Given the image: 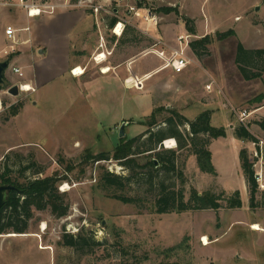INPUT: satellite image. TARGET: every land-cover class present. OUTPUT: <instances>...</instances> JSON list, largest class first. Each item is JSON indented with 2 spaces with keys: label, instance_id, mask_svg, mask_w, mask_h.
Instances as JSON below:
<instances>
[{
  "label": "rangeland",
  "instance_id": "rangeland-1",
  "mask_svg": "<svg viewBox=\"0 0 264 264\" xmlns=\"http://www.w3.org/2000/svg\"><path fill=\"white\" fill-rule=\"evenodd\" d=\"M0 2L9 4L0 5V50H3L7 43L1 34L8 25L14 28L29 25L33 33L38 27L37 19L27 21L24 8L10 6L19 0ZM169 2H175L172 5L177 6V11L170 14L158 11L156 26L133 18L125 5L115 3L108 8L109 15L103 12L97 19V30L100 27L97 53H83L85 68L94 72L93 76L97 71L103 73V65L98 66L96 61L102 49L113 64L124 62L128 67L130 62L129 68H144L143 71L159 65L144 75L134 72L135 83L130 80V90L110 76L87 81L88 76L75 81L70 76L59 75L36 93L20 92L13 96L8 93L9 89L24 83L11 80L18 78L11 77L8 69L5 89H0L3 102L0 158L5 161L0 174L8 167L10 177L20 182L57 175L62 179L58 190L66 194L65 203L70 210L62 219L53 217L50 210L34 211L29 232L22 234L25 236H0V260L15 264H133L134 261H140L139 264H264V230L256 232L251 228L256 223L264 229V197L258 191L255 208L250 206L237 156L239 147L238 152L244 150L252 162V142L237 140L233 135L235 129L244 127L256 139L264 141V73L260 79L247 81L236 64L239 43L251 50L264 49V0H164L159 3V9L169 6ZM115 17L125 23L124 32L128 33L124 41L106 28ZM187 26L193 27L196 34L188 32ZM229 30H234L235 36L219 40L218 34ZM181 36L190 37V43L207 37L208 52L200 50L203 54L198 58L189 47L187 54L194 64L183 73L174 74L175 80L166 79L164 70L169 50L165 45L178 48ZM20 39L21 36L17 54L5 59L11 60V66L15 57L21 55L23 41ZM154 48L157 49L148 53ZM132 60L137 61L131 64ZM155 71L161 72L152 74ZM212 80L217 86L210 94L205 86ZM217 89L223 94H218ZM13 106L21 107L15 117L11 116ZM204 109L215 113L211 124L224 128L227 137L214 144L217 177L202 173L188 150L180 151L178 163L186 180V198L192 188L227 194L239 191L242 208L160 215L154 208L156 191H149L148 186L132 184L123 191L103 190L99 182L105 170L122 177L131 172L117 160L94 162L85 160L88 155H114L121 141L143 133L151 123H156V128L163 127L171 112L176 111L192 121ZM233 109L248 111L251 116L240 123ZM124 123L127 124L125 136L120 138ZM179 131L185 139L189 127L181 126ZM151 160L144 155L137 158L142 165ZM32 162L37 167L23 176L21 167ZM37 169L43 173L34 175ZM170 183L181 188L176 176L170 178ZM114 195L139 198L141 203L125 204L113 198ZM83 231L87 236L93 233L97 241H107L106 247L93 253H79L63 245L65 234L77 236ZM203 235L210 240L207 246L201 242ZM117 239L129 248L127 256L114 248Z\"/></svg>",
  "mask_w": 264,
  "mask_h": 264
},
{
  "label": "trees",
  "instance_id": "trees-1",
  "mask_svg": "<svg viewBox=\"0 0 264 264\" xmlns=\"http://www.w3.org/2000/svg\"><path fill=\"white\" fill-rule=\"evenodd\" d=\"M158 11L170 14L171 12H175L176 9L161 7ZM116 22L117 18H114L110 23V27L114 26ZM188 32L196 34V30L193 27H188ZM127 33V31L124 32L120 39L121 41L125 40ZM232 36H235L234 30L218 34V38L221 41ZM208 44V38L205 37L191 42L190 48L195 56L200 58L203 54L200 50L207 53ZM236 64L245 80L251 81L262 78L264 73V49L251 50L239 43L236 51ZM261 64H263V67L260 69L259 66ZM0 89H5V86H0ZM20 108V106L11 107V116H17ZM211 119V111L200 113L192 121L182 114L173 111L171 112V116L165 118L163 121V127L156 128V123H151L150 128L145 133L128 141H121L120 145L116 147L114 155L105 153L97 156L88 155L85 160L102 162L114 159L119 161L125 170L131 172V175L122 177L105 170L99 182L103 190L106 192L111 189L123 191L127 186L132 184L148 186L149 191H156L154 208L155 212L160 215L182 214L204 210L218 212L221 209H239L243 206L239 191L231 194L223 191L216 193L212 190L200 193L195 188H192L189 197L186 198L185 195L184 186L186 185V180L183 173L179 170L178 163L180 151L188 150V154L196 158L198 169L202 173L217 176L216 168L212 162L210 146L213 140L225 138L226 130L224 128L213 127ZM181 126L189 127L188 136L185 139L182 138L179 131ZM169 136L177 139V150L162 149V143ZM235 136L237 139L243 141L252 142L256 140L254 135L244 127L235 129ZM142 155L153 158V160L142 165L137 161V158ZM239 158L248 189L250 206L255 208L256 195L259 190L254 180L252 165L244 150L240 151ZM35 167H37V163L32 162L27 164V166L21 167L20 171L24 176L26 171ZM10 173L11 170L6 167L5 172L0 174V186L12 185L16 188L10 192L6 205L0 211V236L5 234H27L30 222L35 217L34 211L44 212L50 210L52 216L56 219L68 216L70 207L65 203L66 194L60 193L58 190V184L62 179L57 175L46 178H28L24 182H20L13 180L10 177ZM42 173L43 170L37 169L34 175ZM173 176L179 179L181 188H177L175 184L170 183V178ZM262 196L264 197V193H262ZM113 198L125 204L141 203V199L139 198L134 199L117 195H114ZM62 243L65 247L79 253H93L95 249H101L107 245V241H97L93 233L87 236L84 231L77 236L65 234ZM116 247L124 256L129 254L127 251L129 248L123 245L121 239L116 240L114 248ZM139 263L141 262H133V264Z\"/></svg>",
  "mask_w": 264,
  "mask_h": 264
},
{
  "label": "crops",
  "instance_id": "crops-1",
  "mask_svg": "<svg viewBox=\"0 0 264 264\" xmlns=\"http://www.w3.org/2000/svg\"><path fill=\"white\" fill-rule=\"evenodd\" d=\"M176 3H177L176 5L181 6L180 2H176ZM172 4H175V2H169V6H167V7L175 9V7H177V6L173 7ZM17 5H18V3L11 4L10 6H17ZM18 7H20V6H18ZM25 12H26V10H25ZM99 17L100 16H95L90 12L87 13L86 11H79V12H75V13H69V12L59 13L58 12L52 16H43L40 18L30 19V18H28L27 12H26L27 21L30 22L31 20L37 19L36 24H37L38 28L35 30L34 33L32 32V30H30L29 25L27 27H23V28L22 27L21 28H15V29L20 31L18 33V34H20V35H18V37L21 36L20 40L23 41V43L21 46V48H22L21 55L15 57L14 61L12 62V64H13L12 66L21 68L25 74V77L20 79L19 77L15 76L11 73L10 74L11 77L15 76L18 78V79L16 78L17 81L12 79V78H11V80H13L17 83L20 81L24 84L31 85L33 88L36 89V91H35V93H36V92H38V89L40 87L51 82L54 79V77H57L59 75L68 76V77L70 76L75 81L76 80L78 81V79H82V78L86 79V77H88V76H90V77H88L87 81L96 80L100 77L106 78V77L110 76V77H113L114 80H116L118 85L119 84L121 86L123 85L126 88V90H130L132 82L135 83V81L133 80L134 72L140 76L141 74L144 75V74L150 73L151 71H153L154 69L159 67V65H158L157 67L152 68V69H147V70L145 69V71H143L144 68H139V67L131 69V68H129L130 62H129V64H127L128 67H125L124 62L113 64V63H110L108 61V57H107V59L104 62L97 63V64H99L98 66L103 65L102 69L105 67L110 68V71L108 72V74L107 73H99L97 71L95 73V75L93 76L94 72L93 73L88 72L87 69L85 68L86 66H85V62H84L83 53L86 52V53H89L90 55H92L93 53H97L96 52L98 49L97 44L99 42L97 34L99 32L100 27H98V30H97V27H96L97 23L96 22H98L97 19H99ZM111 22H112V20H111ZM110 23L108 25H106V28H108V29H110V31H112L114 29L115 25L117 24V22L112 27H110ZM88 24H91V25H89V27H88ZM9 26L10 25H8L7 27H9ZM26 28H29V31H26L27 30ZM154 36H156V35H154ZM1 38L3 41H6L7 45L3 48V50H0V56L5 57L4 59H0V63L8 61L9 62V70H10V68H11L10 61L11 60L10 59L5 60L6 56L4 54V51L9 46V41L7 40L5 31L3 34H1ZM91 42H93V44ZM166 46H167L166 48H173L174 47V46L170 47L168 45H166ZM155 49H157V48H154V49L148 51V53L152 52ZM102 51L103 52H101V53H105L106 56H108L105 49H102ZM148 53H146V54H148ZM168 55H169V53L167 54V57H168ZM137 60H132L131 64H134ZM77 68H82L83 70H85V73L79 77L74 76L73 71ZM145 68H147V67H145ZM159 72H161V71H155L152 74L159 73ZM164 72H166L165 73L166 79L167 78H171V79L173 78V80L176 79V77H175L174 73H172L173 71L169 65L166 66V69L164 70ZM27 74H28V79H27ZM130 80H133V81L130 83ZM167 86H170V84H168ZM205 89H206V86H205ZM207 93H209V92H207ZM212 93H210V94H212ZM217 93L220 94L219 92H217ZM222 94L223 93H221V95ZM204 111H210V110H208V109L202 110V112H204ZM213 114H215V113L212 112V116H213ZM211 122H212V119H211ZM146 131H144L143 133H145ZM125 132H126V130H125ZM143 133H141V134H143ZM233 135L236 138L235 131H234ZM134 137H136V136H134ZM226 137H227V132H226ZM225 138H218V139H225ZM218 139L213 140V142L210 146V150L212 152V162L216 168V171H218V168H217V163H216L214 144ZM167 140H171V139L167 138L165 141H167ZM172 140L176 141V143H177L176 139H172ZM237 140H239V139H237ZM164 148H166V147H164ZM177 148H178V143H177V147L173 150H176ZM166 149H168V148H166ZM238 149H239V147H238ZM238 149H237L238 164L241 168V163H240V158H239L240 152H238ZM168 150H172V149H168ZM246 188H247V185H246ZM200 193H202V192H200ZM247 193H248V189H247ZM252 225H254V224H252ZM262 230H264V229L262 228ZM19 236L22 237L25 235H18V237ZM203 236H206V235H203ZM0 264H15V263H13L12 261H8V260H0Z\"/></svg>",
  "mask_w": 264,
  "mask_h": 264
},
{
  "label": "built area",
  "instance_id": "built-area-1",
  "mask_svg": "<svg viewBox=\"0 0 264 264\" xmlns=\"http://www.w3.org/2000/svg\"><path fill=\"white\" fill-rule=\"evenodd\" d=\"M163 0H35V2H28V0H19L17 6L24 8L27 12V16L30 19L40 18L43 16H52L60 11H68V10H81L90 12L95 16H101L104 12L106 15L110 14L108 8H110L114 3L118 6L125 5L129 9V14H133V18H137L138 20L149 22L150 24H154L155 26L158 23L157 17V9H159L158 5ZM135 3V4H133ZM0 5H9L7 3L0 2ZM144 19V20H143ZM121 28V35H117L118 28ZM27 29V30H26ZM26 31H29V28H26ZM125 23L122 19L117 20V24L115 25L112 32L121 37L124 34ZM20 31L15 29L12 26H9L5 30V34L7 40L9 41L8 48L4 51L6 57L17 54V45L20 44L18 33ZM190 37H179V47L178 48H167L169 51L168 57L166 54V58L168 60V65L171 67L174 74H181L188 67L194 64V60L190 58L187 54V49L190 47ZM159 44H163L161 41ZM164 45V44H163ZM157 46V45H156ZM165 47H167L165 45ZM166 65V66H168ZM10 71L13 75L19 77L20 79L25 77V74L21 68L11 66ZM75 70L73 71L74 74ZM20 92L22 93H34L36 91L29 84H18ZM217 84L215 81H211L206 85V91L212 93L215 90ZM29 88V90L27 89ZM217 92L220 94L222 91L217 89ZM9 93V91H8ZM3 110V102L0 96V113ZM235 111V109H233ZM237 119L240 123H245L250 118V113L248 111H240L236 112ZM162 143V146L166 147V142ZM175 142V148L177 147V143ZM253 148V159L252 162L249 160L252 165V170L254 172V180L258 186V190L264 193V141L260 139H256L251 143ZM4 162V158H0V171L2 170V165Z\"/></svg>",
  "mask_w": 264,
  "mask_h": 264
},
{
  "label": "water",
  "instance_id": "water-1",
  "mask_svg": "<svg viewBox=\"0 0 264 264\" xmlns=\"http://www.w3.org/2000/svg\"><path fill=\"white\" fill-rule=\"evenodd\" d=\"M9 69V62H1L0 63V86H4L6 84L5 78H6V72ZM20 93L18 86H13L9 89V94L13 96H18ZM127 124L124 123V125L120 128V138H123L125 136V126ZM16 188L12 185H1L0 186V211L3 209V207L6 205V202L8 200V196L10 192L14 191Z\"/></svg>",
  "mask_w": 264,
  "mask_h": 264
},
{
  "label": "bare ground",
  "instance_id": "bare-ground-1",
  "mask_svg": "<svg viewBox=\"0 0 264 264\" xmlns=\"http://www.w3.org/2000/svg\"><path fill=\"white\" fill-rule=\"evenodd\" d=\"M121 28H122V26H120V28H118V30H117V35H121ZM106 54H104V53H100L99 55H98V57L96 58V61L98 62V63H102V62H104L105 60H106ZM103 70V73H107L108 74V72L110 71V68H103L102 69ZM85 72H84V70L82 69V68H77L76 70H75V72H74V76H76V77H79V76H82L83 74H84ZM28 90H29V88H27ZM166 148H168V149H175V142H174V140H169L168 142H166ZM43 228L45 229L46 228V224L45 223H43ZM251 228L254 230V231H262V228L259 226V225H257V224H254V225H252L251 226ZM8 237H12V238H14V237H18L17 235H15V234H10V235H7ZM201 242H203V244H204V246H207V245H209L210 244V241H209V239H208V237L207 236H203L202 237V239H201ZM202 244V245H203Z\"/></svg>",
  "mask_w": 264,
  "mask_h": 264
}]
</instances>
